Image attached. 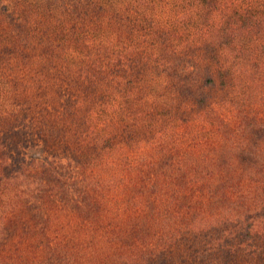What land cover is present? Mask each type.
Here are the masks:
<instances>
[{"label":"trees","instance_id":"16d2710c","mask_svg":"<svg viewBox=\"0 0 264 264\" xmlns=\"http://www.w3.org/2000/svg\"><path fill=\"white\" fill-rule=\"evenodd\" d=\"M56 59L61 112L36 82L9 96L48 152L26 158L1 98ZM137 63L170 90L149 115L196 131L135 135L145 112L112 103L148 92ZM0 131V264H264V0H0Z\"/></svg>","mask_w":264,"mask_h":264},{"label":"rangeland","instance_id":"374dc122","mask_svg":"<svg viewBox=\"0 0 264 264\" xmlns=\"http://www.w3.org/2000/svg\"><path fill=\"white\" fill-rule=\"evenodd\" d=\"M159 37L156 36V39H158ZM106 57H109L106 56ZM56 61L58 63H61L60 67H58L57 71L54 69V74L52 72H49V77H54L55 78H51V80H49L50 82L48 83H43V81L40 79L41 84L40 86H38L37 81L35 80L36 78L33 76V71L34 70H30V68L28 66L25 67L24 70L21 69H16L15 70V75H17L16 80L19 83H23L24 85H18L15 87V93H5L6 97L4 96V98H1L2 103H6V105H8V109L12 110L14 109V111L12 113H15L16 115H18L17 117H12L11 120L8 121V128H10V124L14 125V129H19V131H25L23 135H25V140L24 144H21V142H19L20 147L22 150H27L28 154L26 155V158H29L33 155H39L41 153V155H45L48 152L44 151L42 149L43 147V141L41 138H39L38 135H40L38 132H36V127H34V130L32 132V128H31V123H30V119L34 120L36 118V115L33 114V109L32 110H27L28 108V104L26 102H24V100H20L15 106L10 104L9 102L11 101V99L9 98V96L14 95L17 96L19 99H23V96L21 94L25 93L24 90L25 85L26 86H30L32 84H36V88H37V95H36V99L39 98L41 103H45V101L50 100L52 101L55 98H57L56 103L59 102L58 107L59 110L58 111H62V107L63 104L65 103V100L67 99L68 95L71 93L73 94L72 96H74L75 94L72 93L70 91V89H68V85L70 83V80H68V73L70 70H67V68H69L66 63L62 60V59H56ZM142 62V61H141ZM143 63V62H142ZM65 64V69H62V65ZM140 65V67H142L141 71L136 72L139 73V79H140V83L141 85H139V90L137 91H143L145 88L147 87L148 92H146L143 96H136L137 98L134 99H130V98H121L118 96V101H116L115 103L112 104H120V106L124 107V111L127 113V115L129 117H135L136 115L138 116L139 111H143V114L145 112V116H143L142 118V114H139V118L137 117V122H136V127H135V135H146L148 137V135H161L163 132V129L165 126H169L172 125V123L175 121V123H178V128L176 131L180 130V132L182 131V128L185 129H194L193 131H196V128H194V126L199 125L200 123H202V121H199V118L196 117L195 113L192 112V110H190L189 108H186V112L188 115V120L189 122H187L186 124L179 123V120L176 119L174 120L173 115H170V117H168L167 122H162L161 120H158L157 117L155 116L154 118L152 116L149 115L150 111V102L147 101L148 98L150 97H154L153 96V92H155V88H157V91H161V86L165 85V83H163V81L161 80H151V78L154 77V79H156L155 77V72H153V70H149L148 67H144V65H141L140 63H137ZM21 66V65H20ZM4 69L6 70V74L8 76V68L4 66ZM75 75V74H74ZM135 75V74H134ZM42 77V75H41ZM48 77V76H47ZM74 77V76H73ZM176 77V76H174ZM13 77H11L12 79ZM167 79V78H166ZM175 79V78H174ZM177 81V79H176ZM174 87V86H172ZM167 88V94L169 95L170 90ZM108 91H110V93H118V88L116 87V85H114L113 83H111L108 87H107ZM27 90V89H26ZM81 90H78V92ZM46 92V94H45ZM60 92V93H59ZM136 92V91H135ZM81 94V92H79ZM53 96L51 98V96ZM229 95H226V99L229 98ZM58 96V97H57ZM221 97V94L217 95V98L215 101H219ZM189 103L188 106L192 107V105H195L194 102H187ZM164 104V103H163ZM169 104V103H168ZM186 104V103H185ZM184 104V105H185ZM31 106H34L33 104H31ZM157 108H164V105H158L156 106ZM185 107V106H184ZM183 107V108H184ZM27 110V112H26ZM24 114V115H23ZM27 114V115H25ZM145 119V120H144ZM147 119V120H146ZM69 121L68 123H71V131H73L74 126L72 124L71 120H67ZM147 122V127H145L143 125L144 122ZM172 121V122H171ZM169 122L171 124H169ZM133 122L131 121L129 124H132ZM199 123V124H198ZM207 126V125H206ZM128 129L123 130L122 133H125ZM191 130V131H192ZM0 135L1 131H0ZM72 136V135H71ZM8 139V137H7ZM31 143H36V147L34 149L28 150V147ZM23 145V146H22ZM72 146V145H71ZM57 153H58V158L60 159V162L62 163L63 166H66V169L68 168L66 161L71 157L70 154L71 152L69 150H61V148L57 149ZM198 262V261H197Z\"/></svg>","mask_w":264,"mask_h":264}]
</instances>
